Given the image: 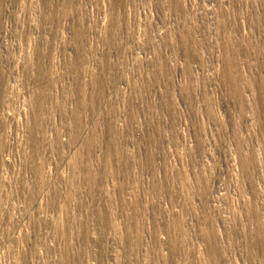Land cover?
<instances>
[{"label": "rangeland", "instance_id": "rangeland-1", "mask_svg": "<svg viewBox=\"0 0 264 264\" xmlns=\"http://www.w3.org/2000/svg\"><path fill=\"white\" fill-rule=\"evenodd\" d=\"M80 185L186 264H264V0H0V235L64 264Z\"/></svg>", "mask_w": 264, "mask_h": 264}, {"label": "built area", "instance_id": "built-area-1", "mask_svg": "<svg viewBox=\"0 0 264 264\" xmlns=\"http://www.w3.org/2000/svg\"><path fill=\"white\" fill-rule=\"evenodd\" d=\"M15 187L17 185H13L14 189L10 191H14ZM63 196V219L57 224V228L62 226L66 233L65 250L60 254L65 260L64 264H186V261L178 257L184 248L179 249V253H173L167 245L166 236L156 232L143 235V232L135 230L136 238L130 225L125 222L126 227L121 229L117 220L98 218V209L101 208L97 199L89 197L81 185L79 189H70ZM104 206L103 210L109 209L107 204ZM3 208L1 218L9 209L6 206ZM48 214L53 213L48 211ZM109 223L125 232L121 235H110ZM11 225L16 228L5 224L0 235V264H28L29 256L30 264L35 263L34 241L33 238L30 240L26 237L25 224L16 221ZM30 229L33 232L42 228L33 229L31 224ZM50 248H53L52 245ZM197 261L196 264H202L199 256ZM52 262L61 264L57 259Z\"/></svg>", "mask_w": 264, "mask_h": 264}]
</instances>
